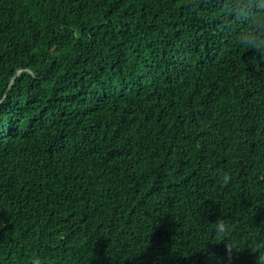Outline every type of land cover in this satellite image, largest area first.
Listing matches in <instances>:
<instances>
[{
    "label": "trees",
    "instance_id": "1",
    "mask_svg": "<svg viewBox=\"0 0 264 264\" xmlns=\"http://www.w3.org/2000/svg\"><path fill=\"white\" fill-rule=\"evenodd\" d=\"M155 251L264 264V0H0V264Z\"/></svg>",
    "mask_w": 264,
    "mask_h": 264
},
{
    "label": "snow or ice",
    "instance_id": "2",
    "mask_svg": "<svg viewBox=\"0 0 264 264\" xmlns=\"http://www.w3.org/2000/svg\"><path fill=\"white\" fill-rule=\"evenodd\" d=\"M218 255H223L222 251L220 249L215 250ZM156 251L153 253L152 258L148 261V264H152L153 259L155 258ZM192 264H205V261L203 258L196 259L193 258ZM226 264H248L246 260L243 258H234L231 261H226Z\"/></svg>",
    "mask_w": 264,
    "mask_h": 264
}]
</instances>
